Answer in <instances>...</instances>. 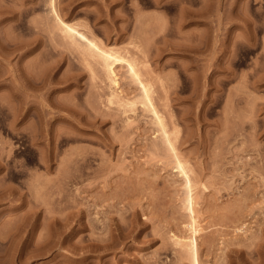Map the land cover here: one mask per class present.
Segmentation results:
<instances>
[{"label":"rangeland","instance_id":"1","mask_svg":"<svg viewBox=\"0 0 264 264\" xmlns=\"http://www.w3.org/2000/svg\"><path fill=\"white\" fill-rule=\"evenodd\" d=\"M58 16L135 60L170 140ZM192 238L264 264V0H0V264H195Z\"/></svg>","mask_w":264,"mask_h":264},{"label":"bare ground","instance_id":"2","mask_svg":"<svg viewBox=\"0 0 264 264\" xmlns=\"http://www.w3.org/2000/svg\"><path fill=\"white\" fill-rule=\"evenodd\" d=\"M55 12H56V10H55ZM57 21H58L59 25L61 26V27L59 26L61 31H63V33H65L64 35H66V37L70 38L73 41V43L77 44L79 47H81V46L83 47L81 49L82 52L84 51V53H87V56H90L93 60L96 58L100 59L99 62H101V64H102L101 66H103V69H104L103 71H105V75H106V78L108 81L107 83H108V87H109V94H108L109 102L116 104L121 109H124L125 106L129 107V104H131V101H129V99H125L123 97L124 95L122 96L123 90H121V88L119 86L120 81H119L117 70H116L117 64H119L120 62H125L127 65L129 73L131 74V76H133V79L134 78L136 79V81L138 82V86H140L141 89L143 90V93H144V96L147 100V103L150 104V105L148 104L150 107V110H152L151 112L154 114V117H156L155 119L160 124H162L161 127L164 129L165 123L163 121V118H161V116L158 114V111L156 110V108H155V106L151 100L150 89L148 88L149 85L147 86V84L142 80V78L140 76V72L137 69L135 60L129 59L128 57L122 58V57L116 56L114 52L106 50L94 38L89 37L84 31L79 30L76 25H74V24L72 25V24L64 21L59 16L57 17ZM125 109H127V108H125ZM127 110H126V112H127ZM122 112H125V110ZM23 113H25V112H23ZM25 115H26V113H25ZM23 116H24V114H23ZM128 122H129V120H128ZM165 131L166 130L164 129V133H165ZM165 135H167V136L165 137ZM168 135L170 136V133L168 134V132L164 134V138L166 140L169 138ZM169 140H170V138H169ZM169 142H171V141H169ZM178 165L181 167V162H178ZM189 208H190V210L193 211V198L190 199ZM193 238L190 239V242H186L189 245V247L186 245V243L184 245L186 247L190 248V250L192 251V254H194L193 256L195 257L194 263L198 264V261L196 259V254H197L196 253V241ZM179 241L182 242L181 240H179Z\"/></svg>","mask_w":264,"mask_h":264}]
</instances>
